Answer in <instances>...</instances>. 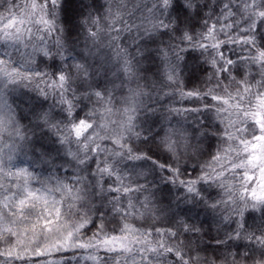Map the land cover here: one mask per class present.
<instances>
[{
	"label": "clouds",
	"instance_id": "1",
	"mask_svg": "<svg viewBox=\"0 0 264 264\" xmlns=\"http://www.w3.org/2000/svg\"><path fill=\"white\" fill-rule=\"evenodd\" d=\"M0 264H264V0H0Z\"/></svg>",
	"mask_w": 264,
	"mask_h": 264
}]
</instances>
